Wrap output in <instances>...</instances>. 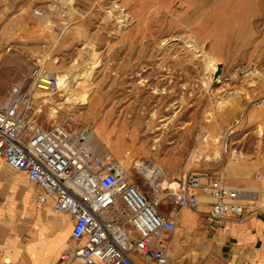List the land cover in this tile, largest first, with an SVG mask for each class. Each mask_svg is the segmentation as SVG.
<instances>
[{"label": "rangeland", "instance_id": "rangeland-1", "mask_svg": "<svg viewBox=\"0 0 264 264\" xmlns=\"http://www.w3.org/2000/svg\"><path fill=\"white\" fill-rule=\"evenodd\" d=\"M37 69L67 86L34 88ZM16 86L34 96L39 127L82 135L161 212L178 215L172 193L190 174L259 191L264 209V0H0V106ZM158 164L152 182L141 167ZM198 239L173 241L172 264H193L194 250L197 264H224Z\"/></svg>", "mask_w": 264, "mask_h": 264}, {"label": "built area", "instance_id": "built-area-1", "mask_svg": "<svg viewBox=\"0 0 264 264\" xmlns=\"http://www.w3.org/2000/svg\"><path fill=\"white\" fill-rule=\"evenodd\" d=\"M38 15H42L38 9ZM62 17L58 29L68 26ZM34 88L54 93L59 88L55 73L37 69ZM8 103L0 106V156L13 170L25 172L29 181L43 188L39 209L52 204L57 214L74 220L72 245L61 255L63 262L84 264H170V253L163 244L165 231L177 228L175 210L168 217L137 185L130 183L115 165L90 157L78 135L64 124L39 127L30 114L34 96L12 87ZM264 105V94L258 100ZM159 191V189H157ZM247 188H232L221 177L204 181L188 175L172 200L181 207L198 209L202 198L208 201V214L214 220L246 216L254 198ZM249 201V202H248ZM252 202V203H251ZM0 264L4 259L0 246Z\"/></svg>", "mask_w": 264, "mask_h": 264}, {"label": "crops", "instance_id": "crops-1", "mask_svg": "<svg viewBox=\"0 0 264 264\" xmlns=\"http://www.w3.org/2000/svg\"><path fill=\"white\" fill-rule=\"evenodd\" d=\"M41 194V186L30 182L25 172L7 166L0 156V246L4 259L14 264H84L62 261V253L72 245L74 220L55 213L52 204L39 209ZM208 210V203L198 209H178L176 230L165 231L162 237L169 253L173 241L179 249L183 240L198 243L202 236L213 239L216 256L224 264H264V209L249 207L245 217L222 221L210 218ZM168 211L162 210L172 217ZM198 251L190 256L193 264L204 257Z\"/></svg>", "mask_w": 264, "mask_h": 264}, {"label": "bare ground", "instance_id": "bare-ground-1", "mask_svg": "<svg viewBox=\"0 0 264 264\" xmlns=\"http://www.w3.org/2000/svg\"><path fill=\"white\" fill-rule=\"evenodd\" d=\"M217 68H218V63H215V64L213 63L212 64V73L215 74V72L217 71ZM58 79H59V84L64 85V86L65 85L67 86L68 83L66 84V78L64 76H59ZM262 106H264V105H262ZM96 138H97V136H96L95 132L88 131L87 132V135L85 136V139H86L85 140V144L88 145V143H89V141L91 139L93 140V139H96ZM97 141L100 143L99 140H97ZM141 168H142V171L145 173V175H147V177L152 182H155V180L157 178H159L164 173L163 168L159 164L156 167H151V166H147V165L145 166V165H143ZM118 169L120 171H122L123 174L125 173V168L124 167L119 166ZM157 189H159V188H156V190H155L156 192L158 191ZM247 192H248V196L251 197V198H254V199L257 198L259 200L263 198L262 194H260L259 191H257L258 193H256V191H253V190L250 191V190H248ZM159 199H161V197L160 196H157V200H159ZM66 217H70V216L68 214H66ZM170 252H173L172 249H170Z\"/></svg>", "mask_w": 264, "mask_h": 264}, {"label": "water", "instance_id": "water-1", "mask_svg": "<svg viewBox=\"0 0 264 264\" xmlns=\"http://www.w3.org/2000/svg\"><path fill=\"white\" fill-rule=\"evenodd\" d=\"M221 69H222V66L219 65V66H218V69H217V71H216V77H218V76L220 75V73H221Z\"/></svg>", "mask_w": 264, "mask_h": 264}]
</instances>
